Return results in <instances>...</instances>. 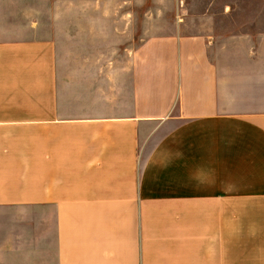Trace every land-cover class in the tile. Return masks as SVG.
I'll list each match as a JSON object with an SVG mask.
<instances>
[{"label": "crops", "instance_id": "0c3cea01", "mask_svg": "<svg viewBox=\"0 0 264 264\" xmlns=\"http://www.w3.org/2000/svg\"><path fill=\"white\" fill-rule=\"evenodd\" d=\"M13 27L0 264H264V49L154 37L118 103L57 85L54 43Z\"/></svg>", "mask_w": 264, "mask_h": 264}, {"label": "rangeland", "instance_id": "374dc122", "mask_svg": "<svg viewBox=\"0 0 264 264\" xmlns=\"http://www.w3.org/2000/svg\"><path fill=\"white\" fill-rule=\"evenodd\" d=\"M18 25L54 43L57 85L112 90L119 103L117 91H133V58H154L138 46L154 37L206 34L222 51L264 49V0H0V41Z\"/></svg>", "mask_w": 264, "mask_h": 264}]
</instances>
